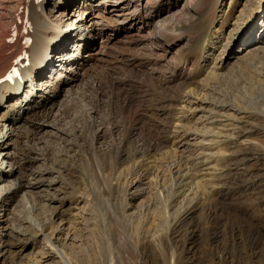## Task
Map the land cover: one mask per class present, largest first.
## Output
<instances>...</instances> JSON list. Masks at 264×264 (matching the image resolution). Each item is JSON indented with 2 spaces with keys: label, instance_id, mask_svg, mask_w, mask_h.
<instances>
[{
  "label": "rangeland",
  "instance_id": "rangeland-1",
  "mask_svg": "<svg viewBox=\"0 0 264 264\" xmlns=\"http://www.w3.org/2000/svg\"><path fill=\"white\" fill-rule=\"evenodd\" d=\"M50 1L47 14L70 13L63 29L90 15L105 31L92 35L73 70L58 58L44 72L60 85L72 78L61 90L35 81L51 102L24 114L26 133L13 136L8 152L18 154L15 180L33 183L41 170L44 181L30 200L22 189L0 205V264H60L51 249L40 254L41 229L65 238L57 225L75 234L73 264H264V105L245 99H262L264 76L248 65L258 45L246 49L264 33L260 0H73L63 14ZM24 9L25 0H0V24L11 32ZM7 109L1 104L0 114ZM53 121L59 131L37 128ZM208 126L214 133L202 131ZM175 165L191 167L192 196L173 205L182 208L167 222ZM137 204L150 213L130 224Z\"/></svg>",
  "mask_w": 264,
  "mask_h": 264
},
{
  "label": "bare ground",
  "instance_id": "bare-ground-1",
  "mask_svg": "<svg viewBox=\"0 0 264 264\" xmlns=\"http://www.w3.org/2000/svg\"><path fill=\"white\" fill-rule=\"evenodd\" d=\"M84 1L88 2L89 0H84ZM251 1H252L251 6H252L254 3L253 1L256 2V0H251ZM72 2H73V0H56V8L57 9H54L55 12H57V14L59 12H61L63 14L62 11L64 9H65V11H66V9L68 10L69 9L68 5H70ZM48 3H51V1L50 0H25V9L22 12L23 18L21 21H23L25 23L24 27L28 28V32L25 34V33L20 31V33L18 34V38H25V39L30 41L28 43H13V44H11L10 41H7V38L9 37V34H10V32L8 31L9 29H7L8 22L5 21L3 24H0V34H1V36L4 35V37L6 38V39H4L5 41L0 42V48L5 44L4 48H6L8 50L6 52H3L0 49V105L2 104L4 106L8 107L7 110H3V112H1V114H0V139H1V141H0V155H1V152L4 153V155L0 161V163H1L0 164V182L2 180L7 179V177H11L8 179V183H10V184L5 185V187H3V189L0 191V196L4 192L2 197H0V205L2 207H3V205L9 206L11 201H13L12 197L15 194H17L18 191H20L22 189H24L23 198L30 200L33 197H32V193L29 191V189L30 188L32 189L35 183H41L44 181V178H43L44 173L41 170L36 172V173L33 172L34 176L36 177L35 182H33V183H27V182L24 183L18 179L15 180V178L13 177L15 172H16V168L14 165L16 164V161H17L15 159H18L17 158L18 154H16V153L12 154L11 152H8L9 151L8 147L11 145V143L13 141L12 139L14 138L13 136H16L19 132L25 130L23 128L26 125L22 123L24 120H26V117L24 114L28 113L31 108L32 109L34 107L39 108L41 105H42L43 109H46V107L48 106L47 104L51 100V97L49 96L50 92L47 93L46 90H44V89L42 90V88H40V87L41 86H43V87L46 86V88L50 87V89H52L53 91L56 92L57 90H61L60 88L69 79H72V78H68L67 81H65L62 85H60V83L58 82L59 80H57V82L54 83L53 82L54 80L49 79L50 77H48V74L46 75V74H44V72L45 71L47 72L48 69L53 71V65L55 64L54 67L56 66V61L58 58H59L58 61L62 62L63 65H66V69L73 70V68H75V67H73L75 65V63H77L78 65L80 64V62H79L80 59H79V61H77V59L80 58L81 52L83 51V49H85L88 46V43H90V42L96 43V42H93L94 36L92 37V35H95V36L102 35L103 32L105 31V27L104 26H98V23L96 21H94L92 19V17H90V15L89 16L87 15L86 17H84V15L82 17L78 16L77 19L75 20V23H72V22L68 23L69 24L67 26L68 30H67V28L63 29V27L61 25V21L64 19L65 16L68 18L70 16V13H67L63 16L47 14L48 12H45L44 8ZM251 6H250L249 10L253 9ZM258 9L259 10L262 9V11L264 12V0H260V3L258 4L257 10ZM90 10H92V8ZM80 12H82L81 9H80ZM19 13L21 14L20 11L18 12V14ZM84 13L85 12L83 11V14ZM20 14H19V16H20ZM249 18H251V17H249ZM72 26H74V28ZM263 27L264 26L262 25V28ZM259 33H260V30H259ZM263 39H264V33L262 32V33H260L259 37H258V35H255V36L252 35L251 39L248 40L246 43V44H248L246 46V49H248L249 47H252L254 45H258L257 48L252 49L253 51L250 50L252 52L250 54L254 55V57L251 58V62L248 63V65L250 67L254 68L255 70H257V72L260 73L259 75H262V76H264V47H262V45H261L262 42H264ZM254 40H257V41L254 43ZM252 42H253V44H252ZM69 44H72V46H71L72 48L70 50H69V48H70ZM260 51H262V53ZM54 54H56V55H54ZM93 55L96 56V54H94V47L91 46L90 51L87 54H85V56H87L91 59L93 57ZM259 61H260V65H258ZM14 66H17L21 69V74L23 75V80L18 79L16 81H14L13 84H10L9 81L5 78H6V74L8 73L9 69L11 67H14ZM62 67H64V66H62ZM76 72L74 71V73H76ZM62 73H60V74L62 75ZM38 78H40L39 82H41V86L35 85V81L38 80ZM257 79H258V83H259V86L257 87L258 88V94L260 95V97L262 99H257L253 94H249V95L246 94L245 99H250V101L252 103H255L258 106H262V105H264V79H262L260 82H259V78H257ZM61 80H62V78H61ZM76 80H77V78L74 77L73 82L70 85L73 86V83L76 82ZM253 83H255V82H253ZM20 84H22L21 86H23V90H24V92L26 91V94L23 93V90H22V87L20 86ZM13 98H15V99L12 100ZM9 102H12V103H9ZM237 108H238V106H236V107L234 106L233 109H235V112L239 111V110L238 111L236 110ZM239 109H240V107H239ZM229 117L232 118V115ZM56 119H57V117L54 119L55 123L58 122ZM27 121H29V120H27ZM30 122H32V121H30ZM55 123H54V121L52 123H50V122H48V123L47 122L46 123L45 122H42V123L38 122V124H36V125H37V128L40 130L46 124L52 125L54 128H56L59 131V127H57L55 125ZM205 123H206V121H205ZM203 129L204 130H202V131L205 133L206 132L210 133V134L214 133L212 131V128L209 126H208V128L204 127ZM215 134H218V133H215ZM30 159H32V158H30ZM6 160H9L7 166H11V168L9 167L10 168L9 171H7V170H5V168H3V163ZM23 160H25V159H23ZM18 161H19V159H18ZM20 161H22V160H20ZM146 168H148V167L146 166ZM152 169H153V167H151V168L149 167L147 170L149 171ZM155 169L156 168L154 167L153 170H155ZM190 171H191V167L190 168L184 167L182 169L181 167H177V166L172 167L171 166L170 178L171 179L173 178V184H172L173 186H172L171 190H172V193L174 194L173 195L174 197H173L172 201H169L167 203V209L161 215L164 217V218L163 217L162 218L165 219V221H167V222L169 221V218H171V216L174 212H178L182 208V206H180V208L177 207L178 210H175V209H173V207H174L173 205H175L176 203H179V202H180V204H182V202L188 196L190 197V195L192 194L191 191L188 192V190H187V185H188L187 179H188V175H189ZM137 172H139V171H137ZM132 183L134 184V182H132ZM165 183H159L162 187H160V188L158 187L159 188L158 191L160 192V194H163L166 197H169V194H168L169 190L167 188V184H165ZM135 185H137V184H135ZM139 187H140V185L137 186L138 192L142 191L139 189ZM155 194H157V192ZM136 197L137 196H134V198H136ZM141 202H139V203H141ZM159 203H162V202L158 200L157 202H155V204L152 206V208L154 207L153 209L155 210V207ZM148 207H150V205L144 206V207L141 206V208H140L139 204H137L134 207V211L128 213V217L130 218V219L128 218L130 220V224L134 223L135 218H138L140 220L143 216V213L144 214L148 213V211L150 209ZM173 210H175V211H173ZM151 212H153V210ZM149 213H150V211H149ZM138 219H136V220H138ZM139 226H140V224H139ZM42 227L43 226H41L40 229ZM14 230H16V229H14ZM56 230H58V234L60 233V235H63L66 233V236L63 240H59V239L54 240V239H52L51 236L46 234L43 229H41L40 235L43 236V238H42L43 239V246H42V250L40 251V254H45V253H48L51 251V253L53 252V253H56L58 255L57 257H59V259H60V261H59L60 264H73L72 259H71V255L74 253L72 250L70 251L67 248V244L70 241L69 242L70 245H77L75 243L77 241L75 234L72 233L71 229L68 228L66 225H62V227L57 225ZM144 230H146V228ZM147 230H150V229L148 228ZM16 231L18 232V230H16ZM19 231L22 234H27V232H22L21 230H19ZM45 247L47 249H51V250L45 251L44 250ZM51 253L49 255H52ZM75 255H76V253H75ZM112 264H113V258H112Z\"/></svg>",
  "mask_w": 264,
  "mask_h": 264
}]
</instances>
